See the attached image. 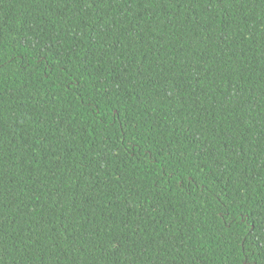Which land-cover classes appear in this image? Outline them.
Listing matches in <instances>:
<instances>
[{"label": "trees", "instance_id": "trees-1", "mask_svg": "<svg viewBox=\"0 0 264 264\" xmlns=\"http://www.w3.org/2000/svg\"><path fill=\"white\" fill-rule=\"evenodd\" d=\"M0 264H264V0H0Z\"/></svg>", "mask_w": 264, "mask_h": 264}]
</instances>
